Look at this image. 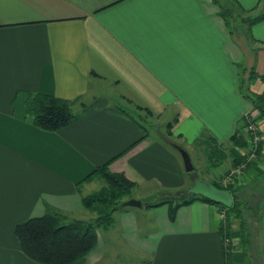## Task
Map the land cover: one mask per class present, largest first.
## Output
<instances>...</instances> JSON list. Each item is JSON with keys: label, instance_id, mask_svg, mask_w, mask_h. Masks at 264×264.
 <instances>
[{"label": "crops", "instance_id": "1", "mask_svg": "<svg viewBox=\"0 0 264 264\" xmlns=\"http://www.w3.org/2000/svg\"><path fill=\"white\" fill-rule=\"evenodd\" d=\"M237 1L264 11V0ZM241 29L242 40L213 0H0V264H40L22 252L14 226L50 208L79 218L96 177L81 181L139 140L142 125L147 136L109 164L134 188L185 197L194 174L214 181L239 163L247 144L236 136L246 138L243 119L256 111L243 91H264V20ZM27 93L78 98L75 112L88 106L46 131L27 116ZM162 117L151 135L143 122ZM261 174L264 141L237 186ZM127 200L141 206L116 210L72 264H244L240 232L233 223L227 234L217 205L195 200L172 218L169 203Z\"/></svg>", "mask_w": 264, "mask_h": 264}, {"label": "trees", "instance_id": "2", "mask_svg": "<svg viewBox=\"0 0 264 264\" xmlns=\"http://www.w3.org/2000/svg\"><path fill=\"white\" fill-rule=\"evenodd\" d=\"M213 2L219 8L220 16L225 21L231 34H234L236 30L235 12L238 10V17H241L242 25H246L248 28L264 20V11L256 15L249 14V16L242 17V13L248 14L252 10L245 9L237 0H213ZM249 30L247 37L252 39ZM252 72L256 74L253 69ZM243 92L251 106L259 112L258 119L264 120V91L256 93L246 89ZM77 101H79L78 98L68 100L42 93H27L25 97L26 114L36 127L51 132L58 131L79 118L87 108L88 105L83 103L82 109L75 112L73 106ZM137 123L140 124L138 121ZM171 125L172 123L169 124L170 127ZM142 130L144 133L139 140L133 142L107 162L96 166L81 181H90L98 177L103 182L97 190L81 197L83 208L93 213L92 217L88 219L70 218L63 212L50 208L43 215L31 217L14 226V234L22 252L27 257L40 264H72L95 247L98 231L113 225L114 212L127 208L122 203L125 202L126 196L130 194L131 189L136 186V182L127 177L125 173L110 171L109 164L147 136V129L143 125ZM236 137L247 144V134L246 138L239 133ZM234 143H236V140ZM261 146L262 144H260L259 150ZM212 160L214 161L215 159ZM237 164L238 162H235L234 165ZM212 182L217 187L231 191L234 199L232 207L228 208L207 197L195 194L185 196L177 202L166 197L155 205L169 203L172 218H174L180 206L195 200H202L217 205L219 209L226 210L227 217L223 227L229 236H231L233 230V221L237 220L239 222L240 247L246 255L248 238L245 232L246 223L243 215L246 202L240 200L237 196L236 191L241 188L237 186L239 180L237 179L236 182L227 186H223L217 180ZM146 206H150V204H146ZM229 255H231V252Z\"/></svg>", "mask_w": 264, "mask_h": 264}, {"label": "rangeland", "instance_id": "3", "mask_svg": "<svg viewBox=\"0 0 264 264\" xmlns=\"http://www.w3.org/2000/svg\"><path fill=\"white\" fill-rule=\"evenodd\" d=\"M262 11L263 10L255 11L254 13H248V15L247 13H242V17L249 16V14L256 15ZM238 13L239 10L235 12L237 25L235 31H237V35H239L238 38L242 40L244 38L243 31L241 29L243 25L241 17H238ZM102 92L105 95H108L111 100H113V94L109 89L104 88L102 89ZM149 121V123L145 121L143 123H147L146 125L147 127H149V132L151 133V135L155 136L162 132V128H164V123L167 120L162 117L159 120L151 118ZM150 123H152V125ZM167 129L168 131H170L171 127ZM196 168L199 174L205 177V174L202 172V168L199 163H196ZM215 169L216 168H212V170ZM102 184V180L96 177L91 187L95 191ZM240 187L241 188H239L236 192L238 198L246 202L244 206L243 215L244 221L246 223L245 232L248 238L247 254L244 256V264H264V174H261V176H259L256 181L240 185ZM150 191L151 189L145 186L133 188L131 189L130 194L126 196V198L131 195H136L137 197L142 199L143 202L150 204L164 199L162 197H158L155 193H151ZM167 197L177 202L184 197V193L174 191L171 192V194H168ZM84 212L85 213H76L75 216L81 219H88L93 216V213L89 211ZM233 223H235L236 229L239 231V222L237 220H234Z\"/></svg>", "mask_w": 264, "mask_h": 264}, {"label": "built area", "instance_id": "4", "mask_svg": "<svg viewBox=\"0 0 264 264\" xmlns=\"http://www.w3.org/2000/svg\"><path fill=\"white\" fill-rule=\"evenodd\" d=\"M258 116L259 112L257 110L253 112L250 111L243 119V128L245 134L248 135L246 153L237 165H234L226 173H223L219 178L216 179L223 186L232 184L236 182L237 179L240 180L243 177L244 171L247 169V167L250 164L258 161L259 147L264 141L262 129V121L264 120L258 119ZM220 216L225 222L227 217L226 210H220Z\"/></svg>", "mask_w": 264, "mask_h": 264}, {"label": "water", "instance_id": "5", "mask_svg": "<svg viewBox=\"0 0 264 264\" xmlns=\"http://www.w3.org/2000/svg\"><path fill=\"white\" fill-rule=\"evenodd\" d=\"M182 156L186 170L188 172L194 171V166L188 155V153L181 149ZM188 196L191 194L201 195L207 197L223 206L228 208L233 206L234 199L230 190L217 187L212 181L203 179L198 174H194L192 177V185L187 190ZM123 206H141V202L138 200H127L122 203Z\"/></svg>", "mask_w": 264, "mask_h": 264}]
</instances>
